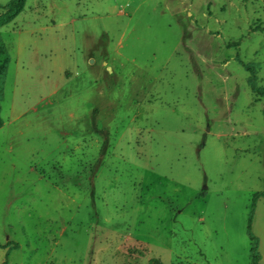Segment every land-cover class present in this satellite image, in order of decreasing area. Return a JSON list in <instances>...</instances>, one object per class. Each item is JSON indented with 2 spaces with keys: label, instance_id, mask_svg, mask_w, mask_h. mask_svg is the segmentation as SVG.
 <instances>
[{
  "label": "rangeland",
  "instance_id": "1",
  "mask_svg": "<svg viewBox=\"0 0 264 264\" xmlns=\"http://www.w3.org/2000/svg\"><path fill=\"white\" fill-rule=\"evenodd\" d=\"M0 44V264H251L264 0H25Z\"/></svg>",
  "mask_w": 264,
  "mask_h": 264
},
{
  "label": "trees",
  "instance_id": "2",
  "mask_svg": "<svg viewBox=\"0 0 264 264\" xmlns=\"http://www.w3.org/2000/svg\"><path fill=\"white\" fill-rule=\"evenodd\" d=\"M25 0H15L11 2L9 5L6 6V14L3 16L0 20V24H7L9 23L17 14H19L24 6ZM2 8V7H0ZM8 61V55L7 52L3 49V46L0 44V73L3 72L6 69ZM260 198H264V192L258 193L253 202H252V208H251V216L249 219V237L250 239L254 242L252 246V262L251 264H259L261 257L260 254L258 253V242L256 237L252 233V221H253V215L256 209V203ZM10 243L7 245H1L2 248H6V246H9ZM4 264H7L5 262ZM148 264H163L162 262L158 260H152Z\"/></svg>",
  "mask_w": 264,
  "mask_h": 264
}]
</instances>
